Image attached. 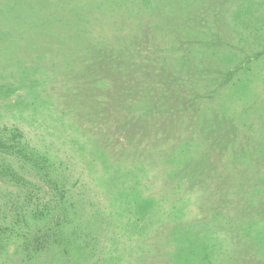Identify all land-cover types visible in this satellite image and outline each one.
<instances>
[{"label":"rangeland","instance_id":"1","mask_svg":"<svg viewBox=\"0 0 264 264\" xmlns=\"http://www.w3.org/2000/svg\"><path fill=\"white\" fill-rule=\"evenodd\" d=\"M171 1L186 44L128 0H0V131L38 153L8 154L0 264H264L263 31ZM239 33L250 77L221 61Z\"/></svg>","mask_w":264,"mask_h":264},{"label":"trees","instance_id":"2","mask_svg":"<svg viewBox=\"0 0 264 264\" xmlns=\"http://www.w3.org/2000/svg\"><path fill=\"white\" fill-rule=\"evenodd\" d=\"M129 4H131V11H125L126 12V19L129 17L130 14H133L134 12L139 13V14H151L154 15V13H161V15H159V21H161V19L164 18V16L166 15V13H168V6L173 3V1L169 0V2H165V0H128ZM187 5L189 6H193V8L191 10H196V5L198 4L200 1L202 0H184ZM229 1V0H227ZM226 1V2H227ZM166 5H165V4ZM128 4V5H129ZM255 5H257L256 0H231L230 4H229V9L228 11H230L232 9V12L230 11L229 14V19L234 20L237 24H248L251 21H256L258 22V27L256 26V33H258V31L262 30L263 34H264V5L258 6L259 8L254 7ZM228 6V3H227ZM226 7V6H225ZM144 8V12H140V10H142ZM225 9V10H227ZM260 10H262V12L260 13ZM143 11V10H142ZM129 14V15H128ZM163 14V15H162ZM172 19L170 18V22L167 23H163L158 25L161 27H167L169 33L171 35H175L177 32H181L182 33V43L186 44L188 42L187 37H185L183 34H185L184 30H186L189 26H191V24L189 26H186V28H183L180 26L181 25V21L178 22V20L176 19V15L178 14L176 7L174 9V11H172ZM227 17V18H228ZM161 18V19H160ZM177 20V21H176ZM176 23V24H175ZM178 26V27H177ZM252 26H254L252 24ZM173 30V31H172ZM190 30L195 31V32H199L198 34L192 32L190 34H194V35H201L200 32V28L199 27H193L190 28ZM239 37L236 38L230 45L231 48L228 51V53H225L224 55L230 57V60L227 61L223 58H221L222 62H227V64H232L233 66H228V69L231 73H233L232 71L236 68H242V71L244 72V74H247L248 77H250V72L253 71L252 68V64L250 62L247 63V59L245 56V49H243V47H239L240 42L244 41V40H248L246 36H244L243 33H239ZM264 39V37H263ZM195 40H200L199 38L195 37ZM184 46V45H183ZM213 54H211L210 57L208 59H211V56H218V50L212 51ZM238 52V55H240V57H238L236 59V54ZM213 58V57H212ZM206 59V60H208ZM255 59V58H252ZM251 59V60H252ZM215 60V59H214ZM246 72V73H245ZM187 77L185 76V79ZM193 81L190 85V87L194 88L197 87V84H200V80L198 78V76L196 77L193 76ZM243 80V77L238 76L236 77V81L234 83H232V85L234 87H239V83ZM210 82V81H209ZM208 82V83H209ZM243 82V81H242ZM186 84L188 83V79L186 80ZM211 84V83H210ZM220 89H221V83H220ZM193 95V94H192ZM8 128H4L0 131V153L4 152V155H0V180L4 181V182H10V183H14V184H18V185H22L23 187L27 185V181L26 178L19 172L17 171L14 166H13V162L12 159L10 157H8V154H10L9 156H14L15 158L18 156L21 157L23 160H27L30 157L34 158V162L33 164H35L38 160L36 157H38V153L34 152V147H30L28 145V141H26V138H23L24 135L21 132V130L14 128L10 131H7ZM187 144V143H185ZM190 145L188 144V150H189ZM261 147V149H264V146H259ZM188 153V151H186ZM9 158V159H8ZM65 192V191H64ZM67 205L65 207L61 208V212H62V216L66 219L67 218V213L68 210L70 209V212L73 216H75L77 213L75 210H71L70 205L68 204V202H66ZM73 206V203H72ZM73 208H75L73 206ZM70 220V219H68ZM67 220V221H68ZM23 221L24 223L22 224L21 227H23V231H15L16 229H14V227H12L9 231H12V233H18V234H23L26 233V230L30 227V225L25 221V219L23 220V218H17V222ZM55 223H57L54 226V229L56 227H60L62 226V224H64V220L61 219V221H56ZM14 226V225H13ZM250 227L253 226H248L247 230L251 231L252 229ZM62 230V228H60ZM210 229V228H209ZM212 231V229H210ZM215 231V230H214ZM249 231L247 233H249ZM2 232V231H0ZM48 232V231H46ZM52 232L53 230H51V232L49 234H45L46 235V243H44L42 247V249H40L38 251L39 252H43L45 249H47L48 246V241L52 240V238H50L52 236ZM42 241V240H41ZM50 243V241H49ZM40 245V242L38 244V246ZM2 246V245H1ZM37 246V247H38ZM39 248V247H38Z\"/></svg>","mask_w":264,"mask_h":264}]
</instances>
